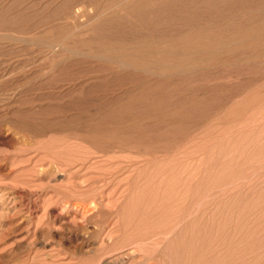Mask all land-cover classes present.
<instances>
[{"label": "rangeland", "instance_id": "rangeland-1", "mask_svg": "<svg viewBox=\"0 0 264 264\" xmlns=\"http://www.w3.org/2000/svg\"><path fill=\"white\" fill-rule=\"evenodd\" d=\"M92 194L90 223L59 213ZM126 217L161 232L129 242ZM197 218L215 233L189 252ZM156 249L264 264V0H0V264Z\"/></svg>", "mask_w": 264, "mask_h": 264}, {"label": "bare ground", "instance_id": "bare-ground-1", "mask_svg": "<svg viewBox=\"0 0 264 264\" xmlns=\"http://www.w3.org/2000/svg\"><path fill=\"white\" fill-rule=\"evenodd\" d=\"M211 5H216V4H211ZM83 11H85V8H84V6L82 5V4H79V5H77V10H75L74 12L75 13H82ZM107 162H108V160H106ZM110 165H112V164H110ZM97 189L98 188H91L90 189V191L92 192H94V191H97ZM177 193V192H176ZM179 194V193H178ZM176 199H175V201H174V205L175 206H177L178 205V203L179 202H181L180 200L182 199L181 198V196L179 197V196H177V194H176ZM184 199V198H183ZM70 200V199H69ZM65 201V202H63L62 203V205L60 206V214H64V213H68V212H70L75 218H77V219H79V221L81 220V221H83V222H89L92 218H94L95 216H97L99 213H101L102 212V209H101V200L98 198V197H93V194H92V196L90 197V198H88V199H76L75 201L74 200H70V201ZM172 201V200H171ZM69 213V214H70ZM109 213H111V211L110 212H108V214ZM177 215H180V214H178L177 213ZM180 217V216H179ZM178 216H176L175 218H176V222L178 223L179 222V218ZM202 217V216H201ZM178 219V220H177ZM200 219V218H199ZM233 219V218H232ZM173 220H175V219H173ZM197 220H198V218H197ZM202 220V219H201ZM200 220V222H199V220H198V222H199V224H198V230H197V232L195 233V232H193V231H191L190 229H189V231L190 232H193V234H194V238L193 239H191V240H188V241H186L184 244H183V247L185 248V249H187V251H189V252H193L192 250H194V249H196V247H198L197 246V244L195 245V243L196 242H198L199 243V247H200V242L201 243H203V242H205V240H207V238H210V237H212L214 234L213 233H215V232H213V229H214V227H213V229H211V226L208 224V221L207 220H202L201 221ZM91 221H93V220H91ZM123 221H124V228H123V233L124 234H126L127 233V235H128V237H126V239H128L129 240V242L131 241H138V240H143L144 238H146V235H149L150 234V236H152L153 237V235H156V234H158V233H160L161 232V227L160 226H157L156 227V225H154L153 227H152V229H151V231L148 233V234H143L142 233V229H140V226H139V224L137 223V221H135V220H133V219H128L127 217H126V219L124 218L123 219ZM172 221V220H171ZM193 220L191 219V221L189 220V221H187L184 225H187L188 224V226L190 225L191 226V224H189L190 222H192ZM174 222V221H173ZM172 222V223H173ZM175 222V223H176ZM197 222V223H198ZM239 222V221H238ZM90 223V222H89ZM149 223V222H148ZM195 223V221L193 222V224ZM196 223V224H197ZM210 224H211V220H210V222H209ZM235 222H233V223H231V224H234ZM241 223V222H240ZM95 225H94V231L93 232H96V231H100L101 229H102V225H99L98 223H94ZM174 224V223H173ZM238 224V223H237ZM237 224H235V229H237L238 228V225ZM212 226H214L213 225V223L211 224ZM230 225V224H229ZM229 225H227V226H229ZM236 225H237V227H236ZM193 226V225H192ZM195 226V225H194ZM200 226V227H199ZM220 227H221V225H219ZM218 226V227H219ZM232 226V225H231ZM234 226V225H233ZM233 226L231 227V228H233ZM104 227V226H103ZM181 227V226H180ZM219 227V228H220ZM187 228H189V227H187ZM194 228H196V226L194 227ZM217 227H215V229H216ZM218 228V229H219ZM223 227H221L218 231H216V234H220V233H222L224 230V228H225V226H224V228L222 229ZM185 229V228H184ZM191 229H193V228H191ZM234 229V230H235ZM221 230H223V231H221ZM225 230H226V228H225ZM231 230H233V229H231ZM180 231V230H179ZM184 231V230H183ZM182 231V232H183ZM236 231V230H235ZM235 231H233V232H235ZM185 232V231H184ZM187 232V231H186ZM190 232H189V236H190V238H191V235H192V233H191V235H190ZM92 233V232H91ZM225 234H227L226 232H224ZM188 234V233H187ZM186 233L184 234V235H187ZM223 234V233H222ZM225 234H223L222 235V237L225 235ZM89 236V234H86L85 235V237H88ZM216 236H220V235H216ZM226 236V235H225ZM114 236H113V232H108V243H105L104 241H102V244L100 245V247H99V249L97 250L98 252L97 253H99L98 255L99 256H104L106 253H108L111 249H115L116 247H117V244L118 243H120L119 242V240L117 241L115 238H113ZM193 237V236H192ZM123 238V237H122ZM187 238V237H186ZM215 238V237H214ZM224 238V237H223ZM226 238V237H225ZM125 239V240H126ZM147 239V238H146ZM189 239V238H188ZM121 240V239H120ZM128 240H126V241H124V243L125 242H127ZM197 240V241H196ZM193 241H196L195 243L193 242ZM138 242H140V241H138ZM207 242V241H206ZM205 242V243H206ZM123 243V242H122ZM124 243H123V245H124ZM135 243V242H134ZM205 243H203L202 245H203V247L204 246H206L205 245ZM222 243H225L224 242V240L222 241ZM238 243V242H237ZM226 244V243H225ZM120 245V244H119ZM131 245V244H130ZM138 245V244H137ZM139 245H140V243H139ZM171 245V244H170ZM121 246V245H120ZM225 246V245H224ZM140 247V246H139ZM120 248V247H119ZM215 248V247H214ZM168 249V248H167ZM200 249H202V248H200ZM208 249V248H207ZM174 250H178V248L177 249H174ZM173 248L172 249H169V251H170V254H171V256H172V258H173V256L174 255H172V254H174L173 253ZM206 250V248L204 249V251ZM209 250H212V248H210ZM162 251V250H161ZM186 251V250H185ZM196 251H198L199 252V248H198V250H196ZM201 251V250H200ZM203 251V250H202ZM201 251V252H202ZM208 251V250H207ZM225 251V250H224ZM145 252V251H144ZM150 252V251H149ZM197 252V253H198ZM201 252H199V253H201ZM213 251H211V255L213 254L212 253ZM214 252H215V250H214ZM217 252V251H216ZM219 252V251H218ZM195 253V252H194ZM207 253V252H206ZM209 253V252H208ZM227 253V252H226ZM228 254V253H227ZM226 254V255H227ZM97 255V256H98ZM168 255H169V253H168ZM168 255H166V257L168 256ZM195 255H197L198 256V254H195ZM202 255V254H201ZM200 255V256H201ZM235 254H233V256H234ZM162 252H160V250H158V249H156V250H154V252L152 251V253H148L147 252V254H144L143 256H141L142 257V260L141 261H139V264H161V263H164L165 264V261L164 262H162V260H164V259H162ZM170 256V255H169ZM170 256V257H171ZM228 257H229V255H227ZM231 256H232V254H231ZM230 256V257H231ZM163 257H165V256H163ZM213 257V256H212ZM222 256H220V258H221ZM235 257V256H234ZM234 257H232V258H234ZM168 258V257H167ZM171 258V259H172ZM176 258V257H175ZM191 258V257H190ZM214 258V257H213ZM212 258V259H213ZM218 258H219V256H218ZM219 258V260H221ZM223 258H225V256L223 257ZM195 259V258H194ZM216 259V258H215ZM235 259V258H234ZM173 260V259H172ZM190 260V259H189ZM214 260V259H213ZM236 260V259H235ZM218 261V260H217ZM221 261H225V264H232L233 262H235V261H231V259L230 258H225V259H223V260H221ZM221 261H219V263H221ZM190 262V261H189ZM231 262V263H230ZM167 263V262H166ZM218 263V264H219ZM240 263V262H239ZM189 264V263H188ZM222 264H224V263H222ZM233 264H236V263H233ZM242 264V263H241Z\"/></svg>", "mask_w": 264, "mask_h": 264}]
</instances>
